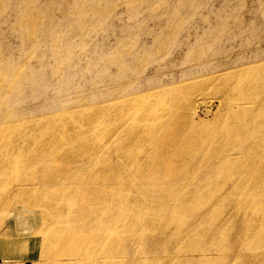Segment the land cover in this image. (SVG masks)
<instances>
[{"label": "bare ground", "instance_id": "obj_1", "mask_svg": "<svg viewBox=\"0 0 264 264\" xmlns=\"http://www.w3.org/2000/svg\"><path fill=\"white\" fill-rule=\"evenodd\" d=\"M263 78L213 122L156 91L1 115L0 264H264Z\"/></svg>", "mask_w": 264, "mask_h": 264}, {"label": "rangeland", "instance_id": "obj_2", "mask_svg": "<svg viewBox=\"0 0 264 264\" xmlns=\"http://www.w3.org/2000/svg\"><path fill=\"white\" fill-rule=\"evenodd\" d=\"M262 68L264 0H0V116L107 98L127 110L156 91L213 122L250 102L239 93Z\"/></svg>", "mask_w": 264, "mask_h": 264}]
</instances>
